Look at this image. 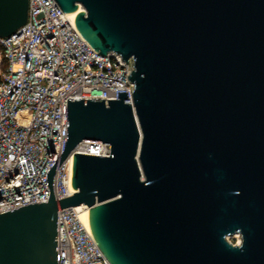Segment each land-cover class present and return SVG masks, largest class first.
I'll use <instances>...</instances> for the list:
<instances>
[{
	"label": "water",
	"instance_id": "obj_1",
	"mask_svg": "<svg viewBox=\"0 0 264 264\" xmlns=\"http://www.w3.org/2000/svg\"><path fill=\"white\" fill-rule=\"evenodd\" d=\"M56 1L100 54L134 58L133 103L68 98L50 198L0 212V264H58V209L76 205L112 264H264V0ZM28 15L0 0V35ZM83 139L111 153L75 152L56 199Z\"/></svg>",
	"mask_w": 264,
	"mask_h": 264
},
{
	"label": "built area",
	"instance_id": "obj_2",
	"mask_svg": "<svg viewBox=\"0 0 264 264\" xmlns=\"http://www.w3.org/2000/svg\"><path fill=\"white\" fill-rule=\"evenodd\" d=\"M75 17L56 0H29L27 22L0 35V212L49 200L48 171L68 139V98H119L120 90L133 103L134 58L100 54ZM75 152L110 155L111 145L78 142L53 174L56 199L76 191ZM83 207L58 209V264H112Z\"/></svg>",
	"mask_w": 264,
	"mask_h": 264
},
{
	"label": "rangeland",
	"instance_id": "obj_3",
	"mask_svg": "<svg viewBox=\"0 0 264 264\" xmlns=\"http://www.w3.org/2000/svg\"><path fill=\"white\" fill-rule=\"evenodd\" d=\"M229 241H231L234 244H240L242 242V235L239 232H236L232 235L227 236Z\"/></svg>",
	"mask_w": 264,
	"mask_h": 264
},
{
	"label": "bare ground",
	"instance_id": "obj_4",
	"mask_svg": "<svg viewBox=\"0 0 264 264\" xmlns=\"http://www.w3.org/2000/svg\"><path fill=\"white\" fill-rule=\"evenodd\" d=\"M76 13L75 12H71V15L74 16ZM84 209V216L89 219V213H90V209L88 207H83Z\"/></svg>",
	"mask_w": 264,
	"mask_h": 264
}]
</instances>
